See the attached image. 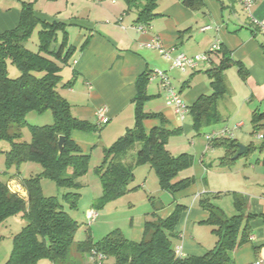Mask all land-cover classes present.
Returning <instances> with one entry per match:
<instances>
[{"label": "crops", "instance_id": "1", "mask_svg": "<svg viewBox=\"0 0 264 264\" xmlns=\"http://www.w3.org/2000/svg\"><path fill=\"white\" fill-rule=\"evenodd\" d=\"M138 1L139 4L135 7L128 6L124 0H0V32L18 24L22 2H32L38 18L66 24L68 45L75 50L68 64L63 66L68 68L65 72L66 81L74 79L71 86L60 87L65 90L64 97L71 104L72 114L77 118L98 124L96 111L103 106L107 108L109 118L107 123L98 124L100 131L73 130L71 138L82 152L92 155L96 151L99 161L102 160L103 149L134 125L135 81L141 73L165 71L172 86L187 105H191L200 95L212 91L208 72L220 62L221 53H211L209 61L182 71L172 68L171 61L164 57L159 48L168 51L171 58L179 53L194 56L207 52L212 43L217 41L234 62L243 65L247 71L245 78L239 75L235 65L224 70L226 93L217 102L220 119L204 126L209 127L208 134L217 133L225 127L229 129L230 132L224 137H231L236 140L237 145L244 146L240 155L234 157L238 151L236 147L237 151L231 156L233 160L221 163L226 148L223 145H211L206 138L208 134H205L203 158L201 156L199 160L205 172L201 175L202 180L199 178L201 184L195 173H181L194 163L193 154L181 152L191 155L192 161L189 167L179 171L174 180L193 177L194 181L190 186L171 193L162 190L159 182L157 186L148 185L153 169L146 164L135 166L133 179L128 185L129 188H135L95 210L97 216L93 221L99 218L98 224L108 227L104 228L108 232L118 228L126 238L139 242L143 237L146 221L164 219L174 211L176 204H183L186 208L180 214L173 247L179 248L184 255H201L214 246L216 236L205 222L209 214L200 207V196L221 193L212 198L213 201L229 195L232 198L229 208L236 211L230 194L234 191L245 200L244 213H264V164L263 159L259 160L261 154L264 158V118L256 130L251 122L255 111L264 112V33L251 25L247 12L237 0H202V7L195 10L186 7L182 0H154L155 4L150 12L153 15L148 22L136 21L139 10L148 0ZM251 13L258 19H264V0H253ZM58 38H61L60 33ZM84 41L85 44L81 47ZM150 84H153L152 88ZM145 91L148 98L143 110L161 113L165 118V128H178L175 134H200L203 127L196 129L193 126L189 111L185 116L189 118L188 122L185 118L177 120L173 108L165 103L164 90L158 79L149 80ZM157 97L160 99H156ZM142 123L146 132L154 126L162 125L159 118H147ZM254 137L261 141L258 147L260 155H257L255 162L250 157L253 150L244 154ZM166 148L176 156L170 149V138ZM207 151L211 159L205 162L204 154ZM241 157L244 158L242 163L232 165ZM138 168H146V175L140 178L142 180H137L135 172ZM20 180L21 177L14 176L8 178L7 184L11 190L26 198ZM97 182L92 194L93 200L102 194L98 178ZM141 189L142 195H138ZM164 192L170 194L167 203L160 198L164 196ZM139 202L143 205L142 210L138 207ZM217 206L221 208L220 205ZM90 209L92 208L87 209L85 218ZM7 219L0 223V243L3 241L1 233L4 228L10 227ZM118 221H124L123 225L116 224ZM91 222L88 221V224ZM250 226V240L232 253L235 264H254L258 261L259 264H264L262 218H252ZM17 232H11L12 238ZM99 235L102 233L98 237ZM89 236L93 241L103 237L94 239L92 232ZM1 248L0 245V264H8L10 252L6 254ZM66 263L89 264L88 254L82 256L73 247ZM37 264H49V261L42 259Z\"/></svg>", "mask_w": 264, "mask_h": 264}, {"label": "trees", "instance_id": "2", "mask_svg": "<svg viewBox=\"0 0 264 264\" xmlns=\"http://www.w3.org/2000/svg\"><path fill=\"white\" fill-rule=\"evenodd\" d=\"M128 6H138V0H124ZM190 9L202 7V0H182ZM154 0H148L139 10L136 21L148 22L152 17ZM66 24L60 21H46L35 15L32 2H22L18 24L11 29L0 32V145L7 142L9 148L0 153L5 154L7 166H19L27 161L41 164L42 170L36 175L24 177L20 185L26 192V198L9 188L6 181L0 180V223L12 215L20 214L25 225L13 236L8 264H37L46 259L49 264H67L66 259L74 247L80 255L88 254L92 249L112 259L111 264H235L232 253L250 240L252 228L250 220L261 217L251 212L244 213L245 200L236 192H231L236 213L227 216L212 198L219 196L204 194L199 198V205L208 211L205 221L216 236L214 246L201 255L175 254L173 239L177 236L176 226L181 212L186 208L176 204L174 211L166 218L146 221L143 237L139 242L126 238L121 230L114 229L99 240L93 241L89 234L86 239L75 242L74 234L79 223L65 210L55 196H44L40 181L49 178L58 187L68 189L62 195V201L69 208L77 207L79 192L83 184L81 178L87 172L90 154L84 153L72 140L71 132H98L101 127L86 119L72 114L71 104L60 95L58 86L69 87L74 79L62 83L60 71L71 59L74 48L68 45L65 32ZM37 28V49L26 47V42ZM60 33L61 38H58ZM85 44V41L81 47ZM220 62L209 70L212 91L200 95L188 111L193 126L199 129L220 119L217 102L226 93L223 72L232 65L242 78L247 75L246 69L239 62H234L227 51L220 47ZM215 52V53H216ZM19 71L18 76H9V65ZM151 72L137 76L136 94L133 98L135 109L134 125L118 137L110 146L103 149L100 163L95 173L102 187V194L94 200L97 209L107 202L124 195L134 188L128 185L133 179V168L148 165L158 177L162 190L175 193L190 186L194 178L184 177L174 180L179 171L191 165V155L181 153L172 155L166 148L170 135L177 129L163 126L165 118L161 113L145 112L143 105L148 98L146 86ZM50 110L53 115L51 124L31 125L30 142L21 140V129L26 123L28 112L43 113ZM159 118L162 125L152 127L148 132L143 127V120ZM264 112H254L251 122L253 129L259 128ZM64 136L63 150L58 154V136ZM139 144L133 162H124L135 144ZM211 145H223L226 154L222 162H230L237 151L236 140L231 137H216ZM250 143L244 154L254 150ZM264 164V158H263ZM10 175L8 178L14 177Z\"/></svg>", "mask_w": 264, "mask_h": 264}, {"label": "rangeland", "instance_id": "3", "mask_svg": "<svg viewBox=\"0 0 264 264\" xmlns=\"http://www.w3.org/2000/svg\"><path fill=\"white\" fill-rule=\"evenodd\" d=\"M37 28L34 30V32L32 33V36L28 39V41L26 42V47L30 50L35 51L37 49ZM9 65V76L10 77H16L19 74V71L17 70V68H15L13 65L8 64ZM67 67L63 68V71L61 73L62 75V83L66 81V71H67ZM174 86H176L175 84H173ZM151 88L153 87V84L149 85ZM58 92L60 93V95L62 97H64L65 94V90L61 89L60 87H62V85L60 84L58 86ZM67 88V87H66ZM65 88V89H66ZM65 98V97H64ZM156 99H160V98H156ZM67 100V99H66ZM161 101V100H158ZM150 103V102H148ZM152 103V102H151ZM150 103V104H151ZM149 104V105H150ZM186 122H188L189 118L186 117L185 118ZM25 121L26 123L24 124V126L21 129V140L22 141H27L30 142L31 140V131H30V126L31 125H36V126H43V125H47V124H51L53 122V115L51 113L50 110H47L43 113H37L35 111H30L27 113L26 117H25ZM105 128V126H104ZM209 127H203L200 130V134H195L194 132H191L189 134H173L171 135L170 138V149L172 150V152H174V154H179L181 152H187L190 154H193L194 156V163L192 166H190L188 169L183 170L184 174H188V172H193L196 174L197 178H198V182L201 184L202 182L200 181L201 179V175H203L205 172L202 170V167L200 165V158L202 156V153L204 152L203 146H205L206 142L204 143L205 140V134H208L209 132ZM264 142V141H263ZM252 143L255 145L256 149H254L251 152V156L253 157V161L255 162L257 159V155H260V153L258 152V147L261 145V141L258 140L257 138H252ZM0 147L5 151L9 148V145L7 142H1ZM139 149V144H135L130 150H128V152L126 153V156L123 158L124 162H133L136 152ZM174 150V151H173ZM209 153L208 151L204 154V161L208 162L211 158L209 157ZM203 158V156H202ZM243 157L239 159H237V161H235L236 163H232L233 164H240L243 161ZM263 159V154L260 155L259 160ZM100 157H98V155L96 156V151H94V153L92 155H90V159H89V166L87 169V172L85 173V175L83 176L82 179V186L77 189L76 191L79 192V198L77 200V207L75 209H71L68 207V205L62 201V195L68 191V189L65 188H61L58 187L55 182L49 178H42L40 181V186H41V192L44 196H55L57 197L60 202L62 203L64 210L73 218L77 221V223H79V227L78 229L75 231L74 234V241L77 242L79 240H84L86 239V236L88 234H90L92 232L93 237L95 236L94 239H98L101 236H103L104 234H106V232H108V229H104V228H108V227H104V226H100L98 224L99 222V218H97L95 221L91 222L88 224V220L87 218H85V214L88 208H92L93 210H98L96 207V204H94V200L92 199V194L94 193V188L97 187V175L95 173V167L97 166V164H99ZM144 167H148V166H144ZM144 169L146 168H138V170H136V175H137V180H142L140 178H143L145 172ZM42 167L41 164L35 161H27L24 163H21L19 166H7L6 164V159H5V154L4 153H0V180L2 181H6L8 180V177L10 175H15L21 178H26L29 176H33L38 174L39 172H41ZM153 174H151V177H149V180L147 181V184H155V186H157L158 184V179L157 176L155 175L154 171L152 170ZM191 174V173H190ZM146 175V174H145ZM154 175V176H153ZM200 178V179H199ZM202 180V179H201ZM139 194L138 195H142L143 191L142 189L139 190ZM169 193L168 192H164V196H161V200L164 203H167L168 200H170L169 197ZM167 198V199H166ZM215 204L220 205L221 208L224 209V213L227 216H231L233 214L236 213V211L234 209H230V205H231V201L232 198L229 195H223L219 198V200H213ZM140 204L138 205V207L142 210V203L139 202ZM99 214V212H98ZM7 221L10 224V227L8 228H4L3 232L1 233L4 237L2 238L3 241L2 243H0V245L2 246V250H4L5 252H7L6 254H8V252L11 251V246H12V233L11 232H17L18 230H20L21 226L23 227L26 223V220L20 216V214H16V215H12L10 217H8ZM124 221H118L116 224H120V226L123 225ZM113 226L115 227L116 225L113 223ZM112 228V227H111ZM205 229H208L205 227ZM207 231V230H206ZM102 233V235H99L100 237H98L99 233ZM11 236V237H10ZM85 254H82V256H84ZM112 263V259L110 258H106L102 261V264H111Z\"/></svg>", "mask_w": 264, "mask_h": 264}, {"label": "built area", "instance_id": "4", "mask_svg": "<svg viewBox=\"0 0 264 264\" xmlns=\"http://www.w3.org/2000/svg\"><path fill=\"white\" fill-rule=\"evenodd\" d=\"M237 1L242 5L243 9L247 12L251 25L254 26L260 32L264 33V19H258L254 17L251 13L253 0H237ZM155 46L159 48L157 44ZM219 49H220V44L217 41H215L214 43H212L209 50L205 53L197 54L194 56H187L184 53H179L177 56L171 58L168 51H164L162 48H159V50L162 52L164 57L171 61V67L182 71L185 70L186 68L194 67L200 62L209 61L210 54L218 51ZM155 79H158L160 81V84L164 90V99L166 105L171 106L173 108L177 120L182 121L185 118L186 114L188 113V105L181 98L180 94L174 89L165 71L155 70L151 72L149 75V80H155ZM96 117L98 120V124L107 123L109 120L107 116V108L105 106L98 108L96 111ZM229 132L230 130L225 127L217 133L208 134L206 138L208 142H210L213 138L222 137L225 134H228ZM259 137L261 138L262 135H259ZM96 216H97V212L93 209H90L86 215L87 220L90 222L93 221L96 218ZM175 254L179 257L184 256V254L179 248H175ZM104 259H106V257L103 254L97 252L95 249H92L88 253L89 264H102V261ZM259 263L260 262L258 261L254 264H259Z\"/></svg>", "mask_w": 264, "mask_h": 264}, {"label": "water", "instance_id": "5", "mask_svg": "<svg viewBox=\"0 0 264 264\" xmlns=\"http://www.w3.org/2000/svg\"><path fill=\"white\" fill-rule=\"evenodd\" d=\"M63 144H64V136L59 135L58 140H57L58 154H60L62 152ZM237 147H238V151L234 155V157H237L238 155H240L244 151V146L242 144H238Z\"/></svg>", "mask_w": 264, "mask_h": 264}]
</instances>
